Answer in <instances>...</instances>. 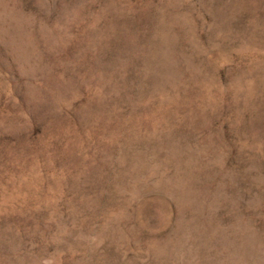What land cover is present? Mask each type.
<instances>
[{"label": "rangeland", "instance_id": "obj_1", "mask_svg": "<svg viewBox=\"0 0 264 264\" xmlns=\"http://www.w3.org/2000/svg\"><path fill=\"white\" fill-rule=\"evenodd\" d=\"M0 264H264V0H0Z\"/></svg>", "mask_w": 264, "mask_h": 264}]
</instances>
